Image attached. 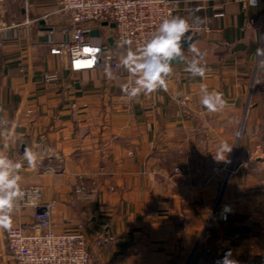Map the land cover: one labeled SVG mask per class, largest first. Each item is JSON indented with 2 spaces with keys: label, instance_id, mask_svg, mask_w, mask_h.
Listing matches in <instances>:
<instances>
[{
  "label": "crops",
  "instance_id": "0c3cea01",
  "mask_svg": "<svg viewBox=\"0 0 264 264\" xmlns=\"http://www.w3.org/2000/svg\"><path fill=\"white\" fill-rule=\"evenodd\" d=\"M57 3L0 0L5 20H35L24 38L0 48V155L21 165L20 189L34 187L54 204L57 232L85 235L91 264H212L229 252L264 264V56L257 55L264 0L230 1L217 19L213 0L183 3L176 16L191 25L205 77L174 64L166 90L132 100L122 91L133 79L128 70L105 63L73 72L49 53V31L59 41L70 25L53 14ZM192 5L202 7L198 14ZM102 23L91 24L99 33H91L93 43L112 38L113 28ZM110 46L119 61L133 51L114 40ZM55 70L58 81L46 85L44 73ZM201 84L223 93L222 112L203 108ZM224 142L232 149L217 160ZM80 185L87 194L76 192ZM34 212L17 199L9 227L33 225ZM6 229L0 226V260ZM100 237L111 239L98 247Z\"/></svg>",
  "mask_w": 264,
  "mask_h": 264
},
{
  "label": "built area",
  "instance_id": "2783aa9c",
  "mask_svg": "<svg viewBox=\"0 0 264 264\" xmlns=\"http://www.w3.org/2000/svg\"><path fill=\"white\" fill-rule=\"evenodd\" d=\"M209 0H58L57 8L53 14L66 15L69 18L67 35L59 41L50 36L44 42L49 53L62 57L68 61V66L73 72L89 71L107 63L123 74L127 70L118 60L119 55L112 49L108 41L93 43L90 35L93 31L92 23H115L112 38L116 45L124 49L129 47L133 51L143 45L157 30L165 18L174 17L181 11L183 3H207ZM230 1L241 2L245 6H253L252 0H213L211 17L222 18L226 14V5ZM260 0H255L258 6ZM201 6L192 5L190 12L198 14ZM52 13L44 15L43 21H47ZM35 20L7 21L0 13V48L8 42L20 40L27 34L26 29ZM128 41L130 43H125ZM85 48L96 49L94 54H86ZM94 56V59H93ZM46 85H53L59 79V71H47L43 76ZM34 187L22 190L25 194L31 193ZM76 192L85 195L88 190L80 185ZM39 199L36 203H28L25 195L19 199L20 207L34 209V224L31 226L19 224L8 227L5 231L6 258L0 260V264H7L8 259L14 264H91L93 251L87 242L85 235L76 233L57 232L53 227L54 204L44 202L42 194L38 190ZM83 226H80L82 228ZM239 235L236 234L235 237ZM111 237H100L95 244L104 246ZM223 257H215L212 264H219ZM237 264H256L255 257L230 256Z\"/></svg>",
  "mask_w": 264,
  "mask_h": 264
},
{
  "label": "clouds",
  "instance_id": "9594fccd",
  "mask_svg": "<svg viewBox=\"0 0 264 264\" xmlns=\"http://www.w3.org/2000/svg\"><path fill=\"white\" fill-rule=\"evenodd\" d=\"M253 6L255 0H252ZM191 25L189 22L178 16L165 18L160 23L157 30L147 39L141 47L135 51L129 50L121 59V65L128 70L133 79L122 86V91L127 99L132 100L141 94L148 95L157 89L167 88V78L172 74L174 63L179 61L186 64L185 71L192 77L203 79L207 68L201 63V53L193 43L190 35ZM125 43H130L125 41ZM186 45V46H185ZM96 49L85 48L86 54H94ZM193 54L191 60H187L185 53ZM257 55L264 56V49H257ZM94 59V56H93ZM109 78L112 72L106 69ZM201 100L203 108L209 113L222 112L228 102L224 99L222 92L209 90L206 84L200 85ZM230 147L226 142L219 147L217 160H226L224 153L230 152ZM25 159L31 166H35L36 156L31 151L25 152ZM21 165L13 163L3 155H0V226L8 228L10 225V215L16 208L17 199L23 200L25 195L28 203H36L39 199L38 190L25 194L19 187L20 177L18 175ZM230 252L225 253L219 264H237L230 259Z\"/></svg>",
  "mask_w": 264,
  "mask_h": 264
},
{
  "label": "water",
  "instance_id": "95a60500",
  "mask_svg": "<svg viewBox=\"0 0 264 264\" xmlns=\"http://www.w3.org/2000/svg\"><path fill=\"white\" fill-rule=\"evenodd\" d=\"M42 23H44V21H41ZM104 26H110L111 28H115L116 24L115 23H108V22H103L102 23ZM191 33V32H190ZM92 34H99L98 31H93ZM110 44H113V38L109 39ZM186 46V45H185ZM175 65H180L181 63L179 61L174 63Z\"/></svg>",
  "mask_w": 264,
  "mask_h": 264
}]
</instances>
